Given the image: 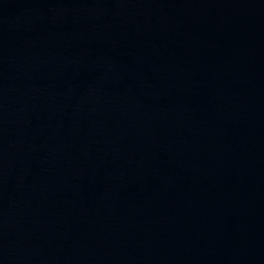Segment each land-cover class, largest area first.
<instances>
[{
  "label": "water",
  "instance_id": "1",
  "mask_svg": "<svg viewBox=\"0 0 264 264\" xmlns=\"http://www.w3.org/2000/svg\"><path fill=\"white\" fill-rule=\"evenodd\" d=\"M0 264H264V0H0Z\"/></svg>",
  "mask_w": 264,
  "mask_h": 264
}]
</instances>
